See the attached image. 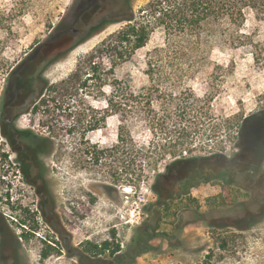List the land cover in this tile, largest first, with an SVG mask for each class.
<instances>
[{
    "label": "rangeland",
    "instance_id": "obj_1",
    "mask_svg": "<svg viewBox=\"0 0 264 264\" xmlns=\"http://www.w3.org/2000/svg\"><path fill=\"white\" fill-rule=\"evenodd\" d=\"M81 1L0 0V218L7 243L14 236L20 242L18 256L5 250L0 264H264V171L258 166L242 173L239 156V144L247 146L256 115L264 112V21L253 16L240 30V44L213 40L191 71L184 62L176 75L162 78L150 111L161 116L156 124L151 117L116 113L104 100L109 89L102 82L150 85L147 52L165 41L163 30L134 52L120 43L130 22L111 15L116 5L100 0L84 8L90 26L108 19L47 62L33 98L14 118L16 127L49 138L40 157L46 181L36 171L23 173L1 130L9 117L7 92L17 86L12 74L19 68L18 83L28 82L31 71L21 67L26 58L50 46ZM150 1H130L138 18ZM47 53L38 50L39 56ZM191 126V142L183 143V129ZM176 160L183 170L197 165L218 172L216 165L226 162L232 183L191 181L178 188V199L156 210L145 232L154 204L167 203L155 181Z\"/></svg>",
    "mask_w": 264,
    "mask_h": 264
},
{
    "label": "trees",
    "instance_id": "obj_2",
    "mask_svg": "<svg viewBox=\"0 0 264 264\" xmlns=\"http://www.w3.org/2000/svg\"><path fill=\"white\" fill-rule=\"evenodd\" d=\"M109 1L117 6V9L111 13L112 16L116 17V21L130 22L128 28L120 32L123 36L120 35L122 37H119L120 43L127 42V44L131 45L134 52L144 47L150 36L157 29L161 28L165 34V41L162 44L153 46L147 52L145 73L149 78L150 85L135 88L131 83L120 79H114L112 82L104 79L102 82V86H107L109 89V94L104 92V100L107 106H111L116 113L123 111V115H128L131 118L143 121L153 118L157 120L155 121L156 124L161 123V116L155 114L151 117V104L153 99H155L154 95L156 93L157 99H159L164 85L162 84V78L166 74L176 75L179 70L183 69L184 62L188 63L187 71H191L194 68L195 64L193 63L197 56L205 53L203 46L211 44L213 40H222L230 45L240 44L243 36L240 30L247 22L249 16H253L258 21H264V0H151L146 8L141 9L140 12H145L139 18L130 5L131 0ZM121 5H126V9L119 7ZM107 19L106 16H103L97 25H91L90 32L92 33L104 25ZM118 57L122 58L121 52H119ZM18 70L19 68L13 74L18 72ZM25 74L26 72L20 74L21 78ZM77 77L78 75L75 72L69 76V79L72 80ZM11 87L12 84L8 86V91ZM174 93L175 91L169 95L172 99H174ZM189 109L190 111L196 110L191 106ZM187 114L190 115L191 112H187ZM251 119H247L246 122ZM195 129L193 126L183 129V137L185 138L183 143L191 142L190 138ZM1 130L13 150L17 153V160L23 173L30 176L36 171L38 179L45 182L47 169L40 157L41 151L46 145V140L48 141L49 138L39 137L30 129H20L14 124H10L6 119H3ZM239 133L241 136L243 135L242 130ZM249 135V142L245 143L247 146L242 142L239 144V149L241 150L239 156L244 160L245 158L249 160L253 157L255 162L252 165L258 167L257 161H261L264 157V154L260 152L264 147L258 138L256 124ZM191 159L195 162L201 158L195 157ZM227 166L226 162L217 164L216 167L221 172L213 174L210 180L232 183L231 174L226 171ZM170 167L171 164L167 166V169ZM202 171L203 168H200L199 172ZM227 174L229 177L226 178ZM161 177V174L158 175L154 184V189L157 193L160 191ZM205 181H208V179H205ZM31 183L35 184L33 181ZM243 204L245 205V203ZM6 232L7 225L0 218V256L5 250L9 249L8 252L13 258H16L18 256L19 239L14 236V239L7 243L5 239ZM43 255H47V252H44Z\"/></svg>",
    "mask_w": 264,
    "mask_h": 264
},
{
    "label": "flooded vegetation",
    "instance_id": "obj_3",
    "mask_svg": "<svg viewBox=\"0 0 264 264\" xmlns=\"http://www.w3.org/2000/svg\"><path fill=\"white\" fill-rule=\"evenodd\" d=\"M100 0H82L80 4L77 7V10L75 11L74 20L70 25L67 27H59L57 31L54 32L53 36L50 37L48 42L50 43V46H47V44L41 45L38 50L46 49L48 52L46 55L39 56L38 50L36 52H33L29 57L26 58L25 62L21 66L22 68L26 67L31 72L28 76V82L22 83L23 86H21L18 83V80L16 79V76L18 75L17 72L13 74V78H15V81L17 86L14 87V89L9 92H7V108H9V117L6 118V120L10 124H14L15 120L14 118L17 116V114L21 111V109L26 108L28 106V102L33 97H30V93L35 90L34 88V82L39 78L40 71L45 67L48 61L55 60L58 54L65 50L67 47L71 45V42L76 38H81L85 36L88 29L91 27L89 22L86 21L87 17H82V13L84 11V8L88 6H92L94 3L99 2ZM104 1V0H101ZM78 11V12H77ZM77 12V13H76ZM52 44V45H51ZM54 44V45H53ZM62 48V49H61ZM50 51V52H49ZM17 74V75H16ZM27 90V95L25 97H22L21 99L19 96L22 92ZM257 117V132H258V138L260 139L261 145L264 147V112H260L256 115ZM248 121L246 122V124ZM261 154L264 153V149H262ZM251 157L249 160L245 158L243 159L242 164L245 166L242 173L244 174H252L255 172V166L254 165V158ZM263 159L262 161H257V165H259L260 168H262V171H264L263 166ZM181 161L176 162L174 167L168 168L164 174L162 175V180L160 181V191L158 192L159 197H163L166 204H154V210L150 212L149 218L146 220L147 224L145 226V232L150 230L151 222L156 215V210H161L162 208L166 207V205H172V203L178 199L177 190L178 188L185 187L186 184L193 181L198 182H209L210 178L213 174L218 172L214 168L210 166H205L203 168L202 172L200 171V168L196 165L193 169L183 170L182 167L180 168ZM253 164V165H252ZM222 169V168H221ZM261 175L259 174L258 177ZM176 179V180H175ZM205 179H208V181H205ZM177 185V186H176Z\"/></svg>",
    "mask_w": 264,
    "mask_h": 264
}]
</instances>
